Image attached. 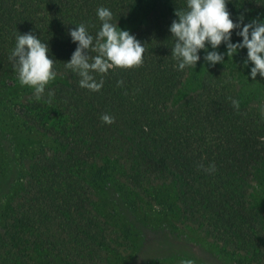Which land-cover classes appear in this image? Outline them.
Wrapping results in <instances>:
<instances>
[{
  "label": "trees",
  "instance_id": "trees-1",
  "mask_svg": "<svg viewBox=\"0 0 264 264\" xmlns=\"http://www.w3.org/2000/svg\"><path fill=\"white\" fill-rule=\"evenodd\" d=\"M146 4L0 0V87L18 80L9 60L18 34L30 33L48 45L61 78L46 87L41 100L31 90L23 102L7 107L23 127L47 136L54 147L39 150L29 161L0 225V264H50L45 255L41 260L43 253L69 263L101 264L113 250L120 253L122 243L113 240L95 212L92 192L94 183L115 167L133 198L148 202L153 187L169 184L179 193L185 218L204 225L213 240L228 248L227 255L252 256V262L254 256L256 263L262 257L264 173L260 181L256 178L264 171V77L250 76L246 48L210 66L203 58L214 49L207 46L194 69L178 70L169 29L186 0H149L144 10ZM100 7L108 8L112 22L146 51L141 67L93 73L97 82L104 81L93 92L80 87V77L65 63L77 47L70 31L84 23L95 38L102 24ZM227 8L234 23L241 16L244 24L264 22V0H228ZM238 31L233 30L230 42L242 41ZM215 51L227 52L226 45ZM206 65L200 77L194 74ZM191 80L195 87L187 91ZM232 100L239 101L238 110ZM104 114L115 122H102ZM127 236L124 231L123 240Z\"/></svg>",
  "mask_w": 264,
  "mask_h": 264
},
{
  "label": "rangeland",
  "instance_id": "rangeland-1",
  "mask_svg": "<svg viewBox=\"0 0 264 264\" xmlns=\"http://www.w3.org/2000/svg\"><path fill=\"white\" fill-rule=\"evenodd\" d=\"M146 2L149 5V0ZM148 5L142 8L147 10ZM229 59L225 54L224 60L227 62ZM208 68V65L197 68L194 74L200 77ZM60 81L61 78L56 76L49 86ZM195 84L196 81L191 80L187 91ZM31 90L21 86L18 80L9 87H0L1 226L23 182L29 161L39 150L54 147L47 136L23 127L21 121H17L7 110L8 106L23 102L25 92ZM263 173L257 174V181L261 180ZM123 182L121 170L115 167L104 180L96 181L92 187L95 212L106 222L113 240L122 243L118 248L120 253L116 254L113 250L101 264H180L181 260L187 259L193 260L194 264H264V246L260 248L262 257L257 263L254 256L252 262V256L227 255L224 250L228 248L213 240L203 230L204 225L193 224L190 218H185L179 193L173 186L162 184L153 187L149 191L151 198L146 202L136 196L133 198L132 191ZM253 191L256 195L253 200L257 202L259 192ZM124 231L128 236L123 240ZM44 255L50 264H75L58 257H47L45 253L41 254L42 261Z\"/></svg>",
  "mask_w": 264,
  "mask_h": 264
},
{
  "label": "clouds",
  "instance_id": "clouds-1",
  "mask_svg": "<svg viewBox=\"0 0 264 264\" xmlns=\"http://www.w3.org/2000/svg\"><path fill=\"white\" fill-rule=\"evenodd\" d=\"M228 0H186V9H176L170 26L174 37V47L171 54L177 61V69L183 71L186 67L195 68L200 60L198 53L207 52V46L213 51L207 52L204 60L210 65L224 62L225 54L232 57L239 49H247V60L253 67L250 76L255 80L257 74L264 77V22L253 20L243 23V16L238 22H233L227 8ZM97 16L102 22L95 38L89 34L88 27L81 23L71 30L69 35L77 44L71 58L65 63L79 77V85L93 92H98L103 86L93 73L106 75L109 70H130L141 67L144 62L145 47L127 30H121L113 20V13L105 7L97 9ZM241 24L243 27L241 28ZM240 29L236 34L242 37L239 43H232L233 30ZM221 44L226 45L225 54L215 51ZM95 52V56H90ZM9 60L13 62L17 78L21 86L34 90V98H43L46 87L55 80V60L49 58V48L46 43L30 33L18 34L16 44L11 51ZM118 86L123 84L120 80ZM49 97L53 93H48ZM50 102V101H49ZM234 108L239 109V101L232 100ZM102 122L112 124L115 118L109 114L101 116ZM201 167H203L201 165ZM214 170V165L210 166ZM180 264H194L191 259L181 260Z\"/></svg>",
  "mask_w": 264,
  "mask_h": 264
}]
</instances>
